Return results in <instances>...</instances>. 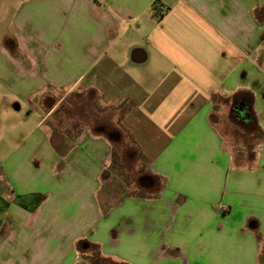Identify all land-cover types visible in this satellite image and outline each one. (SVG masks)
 <instances>
[{
    "label": "crops",
    "instance_id": "1",
    "mask_svg": "<svg viewBox=\"0 0 264 264\" xmlns=\"http://www.w3.org/2000/svg\"><path fill=\"white\" fill-rule=\"evenodd\" d=\"M17 9L20 61L0 71L4 84L27 103L49 90L74 96L66 127L57 119L40 130L35 163L15 158L21 147L3 163L0 264H90L78 259L83 239L123 264H260L264 138L236 153L214 112L252 95L264 130V0H19ZM47 36L55 48L44 51ZM119 141L116 184L141 161L154 185L103 206L96 192ZM32 142L22 148L37 150Z\"/></svg>",
    "mask_w": 264,
    "mask_h": 264
},
{
    "label": "rangeland",
    "instance_id": "2",
    "mask_svg": "<svg viewBox=\"0 0 264 264\" xmlns=\"http://www.w3.org/2000/svg\"><path fill=\"white\" fill-rule=\"evenodd\" d=\"M10 4L9 8L4 9L0 1V71H3L4 69L6 70V64H11V61L15 63L20 61V51L17 50H21V48L15 47L16 45H19L18 36L21 33V29L16 20L19 0H11ZM47 39L48 41H45L44 44L43 42L38 44L42 50L44 49V51H47L49 48H55L54 42L51 41L48 36ZM4 73L5 71L0 72V191L6 186L4 170L2 167L3 163L8 160L10 155L19 150L20 147L21 151H18L15 158L20 157V159L24 161L25 156H27L28 159L35 163V153L38 152V154H40L44 149L42 148L39 150L43 144L37 143L39 139L37 136L39 135L40 130L43 131L45 128L47 129L51 122L56 121L57 119L60 122L62 120L61 123L64 126L67 125V102L74 96V94H72L67 97L65 94L66 92L58 91V94L51 97L52 92L50 93L49 90L46 92V96L43 95L45 99L44 103L40 102V104L38 102V97V100H33L31 103H27L19 97H16L15 90L10 89L7 84H4L5 82L1 79V77L4 76ZM12 77H14V74ZM58 102L60 104L54 107ZM230 109V103H227L225 99L220 100L219 104L216 105L214 119L218 122V126L220 127L227 144L232 147L236 153H239V150H241L243 146L250 145L252 148L259 138L258 136H256V138L249 134V131L254 127V124H246L239 121L237 115H235V117L230 113ZM109 126L110 125L107 124L108 129L111 127ZM101 130L104 132L103 135L107 138L109 137L110 139H108L111 143H114L113 140H111L114 133H110L108 130L106 131L105 127L101 128ZM26 140L33 141L31 144L36 141V148L38 149L34 151V148H22L26 145ZM122 146L124 147L122 141H119V143L115 145L116 155L113 165L110 169L105 171L102 177V185L96 192L97 199L103 206H108V204L113 206L115 203H118L121 200V197L126 193H145L149 187L154 185V180L152 178L142 176L143 170L141 165L143 162L141 161L135 163L137 164L135 168H128L123 173V178L126 182L125 185H123V189L116 184L118 176H115L117 174L118 165L120 164V160L117 158L118 156H121V151L123 149L121 148ZM29 151H31L30 157ZM43 158L45 159V156ZM154 187L158 188V185ZM139 190L142 191L139 192ZM85 252L86 253L83 255V252L80 251L79 255L80 257H87L90 264H97L98 261L102 264H123L100 259L97 251L93 248ZM260 261V264H264V248L261 253Z\"/></svg>",
    "mask_w": 264,
    "mask_h": 264
},
{
    "label": "trees",
    "instance_id": "3",
    "mask_svg": "<svg viewBox=\"0 0 264 264\" xmlns=\"http://www.w3.org/2000/svg\"><path fill=\"white\" fill-rule=\"evenodd\" d=\"M252 96V95H251ZM251 96H248V97H245L243 100H240L238 99L237 96L234 97V104L232 105V110H231V114L233 116L237 115L236 112H234L235 110V107L237 105H239L240 103L244 102V104L248 105L250 107V119L248 121H245L243 118H239V116H237V119L241 122H244V123H252L254 124V127L249 131L250 133V136H253V137H256L258 136V138H264V130L258 125V123L256 122L254 116H253V112H252V104H251ZM236 117V116H235ZM257 138V137H256ZM252 224V222H251ZM253 227H255L256 223L255 224H252ZM258 237L260 239V242L262 243L263 245V248H264V240L262 238V236L260 234H258ZM77 247H78V250L79 251H87L89 249H95L97 251V254L100 256V259L102 260H108V261H111L109 258H105L103 257L100 252H99V246L90 242L89 240L87 239H83V240H80L77 244ZM97 264H102V263H99V261L97 262Z\"/></svg>",
    "mask_w": 264,
    "mask_h": 264
},
{
    "label": "flooded vegetation",
    "instance_id": "4",
    "mask_svg": "<svg viewBox=\"0 0 264 264\" xmlns=\"http://www.w3.org/2000/svg\"><path fill=\"white\" fill-rule=\"evenodd\" d=\"M234 112H236L240 119L243 118L245 121L250 119V107L244 103L237 105Z\"/></svg>",
    "mask_w": 264,
    "mask_h": 264
},
{
    "label": "built area",
    "instance_id": "5",
    "mask_svg": "<svg viewBox=\"0 0 264 264\" xmlns=\"http://www.w3.org/2000/svg\"><path fill=\"white\" fill-rule=\"evenodd\" d=\"M222 208H224V209H227V206H225V205H223V207ZM78 259H81V257H80V255L78 254Z\"/></svg>",
    "mask_w": 264,
    "mask_h": 264
}]
</instances>
